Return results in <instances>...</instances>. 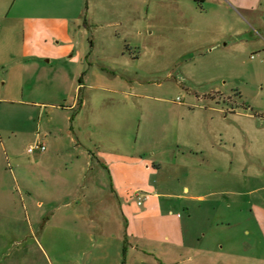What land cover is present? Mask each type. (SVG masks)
Returning <instances> with one entry per match:
<instances>
[{
  "label": "rangeland",
  "instance_id": "obj_1",
  "mask_svg": "<svg viewBox=\"0 0 264 264\" xmlns=\"http://www.w3.org/2000/svg\"><path fill=\"white\" fill-rule=\"evenodd\" d=\"M12 1L0 44L7 13L43 17L25 45L16 25L0 45V264L117 263L113 243L96 254L93 216L109 210L108 234L125 236L120 207L76 203L59 178L73 124L94 154L119 144L161 163L157 187L175 193L200 262L264 264V0Z\"/></svg>",
  "mask_w": 264,
  "mask_h": 264
},
{
  "label": "crops",
  "instance_id": "obj_2",
  "mask_svg": "<svg viewBox=\"0 0 264 264\" xmlns=\"http://www.w3.org/2000/svg\"><path fill=\"white\" fill-rule=\"evenodd\" d=\"M16 1H12V4ZM35 2L42 7L45 6V2L43 1L35 0ZM42 17L43 15H35L34 13H30V11L20 15H10V12L7 13L3 24L6 28L7 39L9 36V42L4 40L0 45H11L10 39L13 38L15 25L17 27L16 30H20L19 32L23 34L21 42L25 45L26 22ZM14 22L16 23L14 24ZM20 47L24 55L26 53V46ZM216 110L227 112L228 109ZM231 112L242 114L236 112L235 108L231 109ZM68 132L72 133L71 141L75 153L71 156V166L68 163L66 167L68 173H60L59 178L64 184L67 193L72 196L71 199L79 203L87 195L89 196L87 200L88 204L105 202L106 210L108 209V205L113 203L120 207L122 215L126 219L124 222L126 226L124 236L115 235V233L108 234L106 226L111 222L108 215L109 210H107L105 216L103 215L104 209L101 210L102 213L100 212L99 216H93V222H97L98 220L100 223H97V226L99 227L100 224L102 226L101 231H94L98 232L96 240L100 244L98 245L97 243L99 249L96 254L98 256L107 255L110 245L113 243L117 254L115 256V259H117L116 264H123V256L126 255L127 259L129 254L133 257L132 264L137 261L139 256L144 258L142 255L146 254L156 258L155 261L152 260L149 264H204L198 259H201L198 248H190L187 245L189 244L187 236L192 234V232L188 231V219L183 221L179 218L182 216L175 214L173 211L175 205L172 201L175 199L172 197H174L175 193L162 192L157 187V178L162 168L161 163L148 158L143 153H125L124 150H121L119 144L114 145L110 151L100 150L99 153L94 154L88 145H85L80 139L78 135L80 130L76 129L74 124ZM97 143H100V145L97 144V147L101 149L102 141L98 140ZM233 146H236L235 143ZM182 166L185 167V165ZM252 174L249 177L253 178L254 175ZM188 188L190 190V187ZM249 193H253V191L250 190L246 194ZM139 195L142 196V204H138ZM194 197L196 195H179L177 199H188L190 203L189 199ZM197 197L205 199V196L202 194L197 195ZM258 209L260 210L259 206ZM91 223L89 221V224ZM92 228L97 230L95 227ZM85 235L88 238H95V233L92 232ZM71 237L75 239L81 238V236L74 235ZM202 237H205V233ZM166 240L169 241L168 245L163 243ZM197 240L199 242L200 238L196 237ZM140 244H143L145 247L146 245H156V251L158 250L159 252H157L160 254L158 255L159 257L157 255L155 257L152 251L142 249L140 250L144 254L139 255L136 249L139 250ZM162 247H168V249H163ZM190 249L194 252L190 251ZM91 254L93 255V252ZM158 258L161 260L160 262H157ZM143 263L146 264L147 262L143 261Z\"/></svg>",
  "mask_w": 264,
  "mask_h": 264
},
{
  "label": "built area",
  "instance_id": "obj_3",
  "mask_svg": "<svg viewBox=\"0 0 264 264\" xmlns=\"http://www.w3.org/2000/svg\"><path fill=\"white\" fill-rule=\"evenodd\" d=\"M46 149H47V146L44 143H38V144L29 146V152H31V153H34L37 150L45 151ZM142 202H143L142 196L139 195L138 196V204H142Z\"/></svg>",
  "mask_w": 264,
  "mask_h": 264
}]
</instances>
